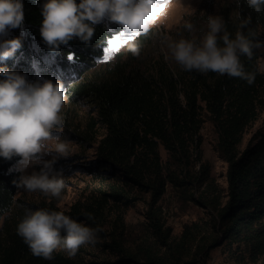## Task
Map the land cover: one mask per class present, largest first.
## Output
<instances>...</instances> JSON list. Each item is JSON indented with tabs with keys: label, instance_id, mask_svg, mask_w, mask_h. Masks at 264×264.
Instances as JSON below:
<instances>
[{
	"label": "trees",
	"instance_id": "16d2710c",
	"mask_svg": "<svg viewBox=\"0 0 264 264\" xmlns=\"http://www.w3.org/2000/svg\"><path fill=\"white\" fill-rule=\"evenodd\" d=\"M44 2L22 0V26L0 36V40L18 38L21 47L11 58L0 60V67L23 75L30 83L60 81L69 103L87 100L93 104L95 115L75 135L82 142H92L98 124L104 132L97 139L93 164L82 167L113 182L108 190L76 200L67 210L44 207L102 229L98 233L100 251L93 254L96 259H70L58 249L48 261L33 256L16 234L27 207L8 217L19 179V172L10 166L19 157H0V264H206L209 249L223 239L247 244L253 259L264 257V115L240 148L245 130L264 110V72L258 48L253 49L251 59L241 56L244 70L256 73L252 85L213 72L182 71L177 64L170 67L163 57L149 70L124 61L120 54L108 62H97L107 40L121 28L106 17L93 25L95 32L88 44L73 38L51 53L40 36ZM237 13L241 19L251 16L244 32H255L256 39L264 43V12L256 13L245 0L239 9L234 0L220 4L219 16L231 38L238 30ZM150 31L135 36L133 44L142 47ZM206 120L227 165L224 190L211 164L202 158L200 129ZM160 146L166 151L165 158ZM168 183L181 202L195 201L209 211L210 231L193 221L183 224L180 235H172L160 204ZM134 191L146 192L148 198L145 225L132 237L131 246L124 211L137 198Z\"/></svg>",
	"mask_w": 264,
	"mask_h": 264
},
{
	"label": "clouds",
	"instance_id": "9594fccd",
	"mask_svg": "<svg viewBox=\"0 0 264 264\" xmlns=\"http://www.w3.org/2000/svg\"><path fill=\"white\" fill-rule=\"evenodd\" d=\"M247 7L256 13L264 12V0H245ZM171 0H45L41 8L43 17L40 36L51 53L73 38L88 44L95 32L93 25L105 17L122 26L121 33H131L132 38L147 34L163 14ZM237 9L241 0H234ZM24 19L22 0H0V36L9 29L20 28ZM238 30L235 37L227 31L221 16L209 15L200 35H194L195 26L185 22L182 29L190 38L173 40L164 38L168 57L182 71L209 72L229 78H240L249 85L255 82V72H246L241 56L249 59L254 48L264 47L257 34L244 29L251 23V16L241 19L237 13ZM21 47L18 38L0 40V60L11 58ZM134 56L140 55L137 45L129 44ZM259 70V69H258ZM0 157H20L23 167L40 165L39 172L22 175L16 186L26 192L41 193L49 199H60L65 188L62 170L54 168L58 157H68L69 145L62 136L63 118L60 115L66 100V88L57 81L44 80L30 83L15 71L0 67ZM56 133V134H54ZM55 154L49 160L40 155ZM88 219L93 217L88 215ZM102 229L77 222L70 216L49 209L25 208L16 226V234L35 257L54 259L56 250H64L73 258L79 248L95 245Z\"/></svg>",
	"mask_w": 264,
	"mask_h": 264
},
{
	"label": "rangeland",
	"instance_id": "374dc122",
	"mask_svg": "<svg viewBox=\"0 0 264 264\" xmlns=\"http://www.w3.org/2000/svg\"><path fill=\"white\" fill-rule=\"evenodd\" d=\"M222 2L223 0H171V3L164 9L163 14L158 17L156 24L151 28L149 40L142 47L139 46V56H134L129 49V44L134 43V37L128 43L121 44L116 54H113L111 58L120 54L121 59L124 61L134 65H141L143 69L149 70L158 59L163 57L170 67H175L176 63L168 57L164 38L168 37L173 40H178L182 37L190 38L189 33L182 29V25L185 22L192 23L195 26L193 34L199 36L200 29L206 27L205 21L207 17L209 15L219 16V7ZM121 31L122 26L108 40L113 38L118 40L126 39V35L121 36ZM107 42L104 47L107 46ZM258 52L259 66L264 72V47L258 48ZM92 114L95 115V110L90 101L81 100L80 102L72 104L66 98L60 115L63 118L62 136L67 140L70 151L68 157H58L54 164L55 169L62 170V179L65 182L62 197L58 200L49 199L41 193H30L17 187L14 195V204L8 212V217L15 214L20 207L35 210L38 208L45 209L44 207L53 205L60 210H67L76 200H83L84 198L91 197V195L98 194L101 190L109 189L113 182L112 179H100L94 172L82 167L93 164L92 161L95 158L94 151L97 139L104 132V127L98 124V128L96 129L98 134L94 141L82 142L80 137H76L75 133L85 128L87 119ZM263 115L264 110L261 111L254 123L245 130L240 148L245 146L252 133L261 124ZM200 134L202 158L211 164L212 174H214L221 190H224L226 187L225 171L227 165L218 154L216 136L209 121H204L200 129ZM160 153L165 158L166 151L162 146H160ZM52 155L55 154L44 153L39 158L49 160L52 158ZM40 167V165H31L25 168L19 157L10 166V169L18 171L20 179L22 175L31 174L34 171L39 172ZM175 190L168 183L160 199L163 216L166 224L171 226L172 235H180L183 224L193 221L200 222L205 230L210 231L209 222L207 221L209 218L207 212L209 211L195 201L181 202ZM134 194L137 198L124 211V220L128 232L127 238L131 246H133L132 237L135 234L139 235L142 231V226L145 225L146 200L148 198L146 192L134 191ZM100 247L101 244L99 242L95 245H83L79 248L75 257H83L85 261L96 259L93 254L99 252ZM71 259H74V257ZM206 264H264V257L260 256L257 259H253L250 256V249L247 244L223 239L216 242L209 249Z\"/></svg>",
	"mask_w": 264,
	"mask_h": 264
},
{
	"label": "snow or ice",
	"instance_id": "6c2138e0",
	"mask_svg": "<svg viewBox=\"0 0 264 264\" xmlns=\"http://www.w3.org/2000/svg\"><path fill=\"white\" fill-rule=\"evenodd\" d=\"M161 2L162 0H154L155 6L157 7L161 4ZM125 35H126V39L118 40L113 38L108 40L107 46L103 48L102 56L97 59V62H108L111 59L112 55L118 51L121 44L128 43V41L132 38L133 34L121 33V36H125ZM69 59H72L71 54L69 55Z\"/></svg>",
	"mask_w": 264,
	"mask_h": 264
}]
</instances>
